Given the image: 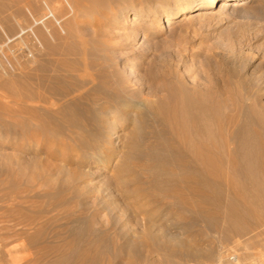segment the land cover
Here are the masks:
<instances>
[{"label":"rangeland","instance_id":"rangeland-1","mask_svg":"<svg viewBox=\"0 0 264 264\" xmlns=\"http://www.w3.org/2000/svg\"><path fill=\"white\" fill-rule=\"evenodd\" d=\"M163 1L0 0V229L7 228L10 233L14 225L13 229L20 233L4 240L0 264H8L6 251H12L14 256L29 255L30 264H147V259L141 256H144L142 253L149 240L144 237L147 240L144 244L140 236L146 235L148 228L159 243L169 241L168 244L176 245L175 248L187 254L186 261L181 256L178 257L181 260L172 259L173 264H234L231 259L234 256L240 264H264V222L244 236L227 232L228 226L222 223L219 227L221 232L226 229L227 238L209 233L206 223L202 224L194 212L178 211L158 200L152 201L158 194L174 192L184 195L186 192V196L198 200V194L190 189L192 180L180 177L173 170L171 159L160 163V167L171 174L162 178L163 183L161 178L139 172L136 167L144 161L140 162L135 156L129 158L128 153L136 136L146 139L143 140L145 143L138 142L139 148L151 143L153 139L147 140L146 134L158 124L165 129L166 136H170L168 99L161 89L167 78L182 75L190 82L207 83L211 89L221 92L230 89L229 83H240L246 78L257 85L259 92L247 97L240 87L238 89L235 97L238 101L234 98L237 104L234 143L239 148L238 153L256 157L254 164H262L261 169H264V151L261 150L264 148V0H214L202 8L203 12L193 13L191 18L184 20L176 19L174 24L172 19L180 12L173 8V3ZM235 3H238L237 7H234ZM168 5L172 9L168 11L169 16H165L162 9ZM189 9L185 15L191 12ZM154 14H157L156 22L150 17ZM161 23V29L155 32V26ZM34 34L45 39L35 41ZM32 44L36 45L35 66H44L43 73L47 77L60 78L63 86L73 85L76 80L77 84L84 56L91 76L86 79L94 83L88 81L93 96L87 100L75 94L66 98L52 92L45 94L51 101H59L61 111L58 112L63 116L49 119L50 127L44 130L27 121L23 112L17 118L13 115L17 109L14 79L19 75L18 79L26 83L25 70L30 62L28 54ZM15 56L23 69L18 75L11 67ZM120 96L128 104L143 105L139 113L135 106L121 110L114 104L105 115L111 125L108 122L101 124L102 128L116 127L111 140L119 143L117 161L120 170L125 169L122 173L96 166L91 156L83 154L86 152L78 145V140L85 136L84 124L95 125L94 118L100 116L97 109L104 104H113L112 100ZM72 97L76 98L77 105L71 104ZM50 109V113L56 110L55 107ZM145 115L147 120L143 118ZM60 116L71 122L56 124ZM48 118L44 119L47 121ZM138 120H144L145 131H140ZM145 121L151 124L147 125ZM101 152L106 153L105 146ZM115 153H106L110 155L108 163L113 161ZM144 164L151 167L158 163L147 161ZM261 171L264 175V170ZM170 176L177 178L176 182L171 181ZM237 176L235 182L246 188L250 186L248 177ZM120 177H125L124 183L119 181ZM220 183L221 191L239 199V191L232 189L227 179ZM242 194L248 195L247 198L253 195L251 190H244ZM247 198V201L251 200ZM199 207L205 209V205ZM186 213V216L181 215ZM263 215L261 212L260 217ZM5 232L0 231V234ZM115 245L125 249V253H113ZM89 247L91 253L86 249ZM245 248L250 260L241 262L247 255ZM89 253L92 256L87 255ZM239 254H243L242 259L238 258ZM163 258L159 256L155 260L164 264Z\"/></svg>","mask_w":264,"mask_h":264},{"label":"bare ground","instance_id":"bare-ground-1","mask_svg":"<svg viewBox=\"0 0 264 264\" xmlns=\"http://www.w3.org/2000/svg\"><path fill=\"white\" fill-rule=\"evenodd\" d=\"M196 1H197V3L192 8L189 9V6ZM213 1L214 0H164L162 3L166 4V2H169V3L171 2V3H173V8L178 9V12H180L178 17H175L172 19L173 20L172 24H174V23H177V22H174L176 19H179V20L183 19L184 20V19L189 18V17L191 18V14H193V13L198 14V12H203L204 10L202 8L209 6L211 4V2H213ZM238 1H240V0H238ZM237 4L238 3H235L234 7H237ZM228 6L231 7L232 5H228ZM55 8H56V6H55ZM101 8L102 7H99L98 9H101ZM170 9H172V7H170V5H168L166 8L164 7L162 9L165 12V16H169L170 13L168 11ZM188 9L191 10V12L189 14L185 15L186 13H188L187 12ZM155 10L156 9L153 8V11H155ZM153 11H152V13H153ZM184 15H185V17H184ZM186 16H188V17H186ZM150 17L153 19L154 22H156L157 14H154ZM132 21H135V19H132ZM160 26L162 27V23L160 25H157V27L155 26V29H156L155 32H157L158 30L161 29ZM42 35H44V34L42 33ZM42 37L44 38V36H42ZM42 37H41V35L34 34V40L35 41H39V42L42 41ZM45 37H46V35H45ZM35 46H36L35 44H32V47H31L32 50L30 49V52L28 54L30 62H29V64L27 63L28 67H27V70H25V71H27V73H25L26 74V78H25L26 83H23L20 79H18V77H19L18 72L22 69V64L19 61H17L18 60V59H16L18 56L17 54H16L17 56H15L14 60H13L14 64L12 62H11L12 66L10 64V66L12 67L14 72L17 73V75H18V77L16 79H14L15 81L13 83V84L17 83L16 84L17 88L14 89L15 90L14 94L17 96V99L15 100L14 104H16L15 107L17 109H16L15 114H13V113L12 114L15 115V117L17 118V116L23 112L25 115H27V121H30L32 123L34 122V125L37 128H41V130H44V129H48L50 127V123H49L50 120L49 119H54L55 116L61 115V113L58 112V111H61V106L59 104V101L58 102L51 101L50 98L46 97L47 94L52 92L54 94H57L59 96L65 97V98L74 96V94H75L78 97H80V99L82 98V99L87 100L88 97L93 96V88H88L91 83L88 84L89 80L87 81V79H88L87 77L89 76V78H90L91 76H90L87 69L90 67L87 66V63H86L84 56L82 57V60H81L82 69L81 70L79 69L80 73L77 74L78 83L76 84L77 80L76 81L74 80L75 84L72 85V83H71V85L67 84V86H66V84H65V86H63V84H62L63 80H60V78H56L55 76L49 77L51 75H48V77H47L46 75H44V73H43L45 70L44 66H42V65L41 66H35V64H36ZM18 51H19V49L16 50V52H18ZM92 53H94V52H92ZM14 54H13V56H14ZM97 58H98V56H97ZM61 63H62V61H61ZM98 71H99V69H98ZM92 77H93V75H92ZM168 79L169 78H167L166 83L161 87V89H164L165 93L167 94L166 97L168 99L167 100L168 105L166 104V107L168 109L167 110L168 111V117H169V121H170V125H171L170 136H166L167 133H166L165 129L162 128V126L160 124H158L157 127H155V126L153 128L151 127L152 130L150 132H147L146 135L148 137L147 140L153 139L152 142L145 145V146H140V148L143 147L140 149L138 147L139 146L138 142L142 141V143H145V142H143V140L146 141V139H144L143 137L140 138L139 136L134 137L135 142H133L132 146L129 147V148H131L128 152L129 158H133V156H135V157H137V160H139L140 162L141 161L142 162L143 161L144 162H147V161L151 162L152 161V163H153V161H154V162L158 163L156 166L150 165L151 167H148L143 162V163H140L136 168L138 169L139 172L141 171V173H143V172L149 173L155 179L161 178L162 182H163V180H162L163 177L166 178L168 175H171V174L168 173V171H166L165 169L161 168L160 163L163 161H166L167 159H169V160L171 159V164H172L173 170H175L176 173L180 177L184 176L186 178L191 179L192 181H191L190 189H191V191H194V193L198 194V196H197L198 200H195V198L193 200L191 197L186 196L187 194L185 191L188 192L187 189L185 191L183 190L185 192V195L181 194V193L176 194L175 192H174L175 194L173 193L171 195H168V194L165 195L161 191V193L163 195L159 196V194H158V196H156L155 199L153 198L154 199V200H152L153 202L155 200H158L160 202V204L165 203V205L174 207V209L177 208L176 210L181 209L182 211H185V212H194L197 215V217H199L198 219H199V221H201V223L202 222L206 223V227H207L206 231H208L211 234L216 233L219 236L221 235L223 238H227L228 235L224 233V232H226V229L224 232H221V227H219V225L222 223L223 225L225 224L228 226L227 232H229L233 235H236L238 237L241 235L242 236L248 235V233L252 232L255 227H257L258 225H262L264 222V217L263 218L260 217L261 212L262 213L264 212V177L262 178V176H264V175H261L262 174L261 170H264V169H261L260 165H262V164H260V162H259L264 157L261 156L262 158L260 157V160L259 161L257 160V163L260 164V165H258L256 163L254 164L256 157L253 158L252 156H249L247 153H242V154L240 152L238 153L239 148H236L235 143H234L235 139H236L235 132H234V127L236 126L235 125L236 121L234 119L236 118L235 114H236V110H237V108L235 107V105H237V104H235L234 98L238 95L239 87L241 88L240 90L243 91L244 95H246L247 97H252V96L256 95L259 92L257 85H253V83L251 82L250 79L242 78L243 80H241L240 83L239 82L236 83L235 81H234L235 83H229V84H231V85H229L230 89L228 88V90L221 92V91L211 89L210 87H208L207 83L190 82V81L186 80V78L184 76L178 75V74L174 78L169 79V80ZM64 80H66V78ZM50 81H52L54 83L49 84ZM68 81H70V80H68ZM12 82H13V80H12ZM89 82H92V81H89ZM92 84H94V83L92 82ZM136 85H137V87L141 86V84H136ZM16 86L14 85V87H16ZM22 91H25L27 93V96L23 95L24 92L22 93ZM154 91H155V89H154ZM156 91L158 92V90H156ZM94 92H96V91H94ZM123 92H125V91H123ZM26 93H24V94H26ZM11 94H12V92H11ZM14 94L12 96H15ZM21 95L24 96V98H21ZM166 97L164 99H166ZM15 98L16 97H14V99ZM236 98H235V100L238 101ZM74 99H76V98H74V97L70 98L71 104L73 102L75 105L77 102H75ZM164 99H162V100L165 101ZM238 99H239V97H238ZM60 102H63V101L60 100ZM227 102L229 104H227ZM112 103L113 104H108V105L104 104V106L99 105L101 107H99V109H97V110L99 111L100 116L98 115V117L96 116L94 118L95 125L92 126V124L91 125L88 124L85 126L84 123H81V124H84L83 131L85 133V136L81 140H78V145L80 146L81 150L86 152V153L82 152L83 154H86V155L89 154L91 156V158L93 160L92 163L95 164L96 166H99V167H101L107 171H112V172H115V171L117 172L119 170L118 172L122 173V172H125V169L120 170L121 166L118 165V161H117L119 154H120V151H118V148H117V146H119L118 145L119 143H114V140H113V142L111 140L112 139L111 137L113 136V134L116 133V130H115L116 127L114 125L112 127H108L109 128V131H108L107 126L106 127L104 126V128H102L101 124H106L107 122L109 123L110 120H108L105 117V115H106L107 111L109 110V108L114 107V104L119 106L121 110H124L125 107L127 108V106H130V105L135 106L136 109L139 110V113H140V109L143 108V105H142V103H135V104L130 103V104H128L122 96H120L119 98L113 99ZM97 104H98V102H97ZM50 107L56 108L55 111L53 110L54 113L49 112L50 110L52 111V109H50ZM120 109H118V110H120ZM230 109H233V110H230ZM46 115H48V116L52 115V117L48 118V116H46ZM39 116H46L49 121L48 120L46 121V119H44L46 117L40 118ZM61 116H63V115H61ZM61 116H60L59 120H57L56 124H61L62 122H69V123L71 122L70 119H68L66 117L62 118ZM146 116L147 115H145L143 117L145 120H147L145 118ZM138 119H140V118H138ZM143 121L142 120L136 121L138 127L140 126L141 132L143 130L145 131V128H146V125L144 124ZM156 121H158V120H156ZM146 122L147 121H145V123ZM32 123H29V124H32ZM85 123H87V122H85ZM150 124H147V125H150ZM109 125H111V123H109ZM53 126H51V127L54 129ZM106 129H107V132H106ZM146 130H149V129L147 128ZM138 134L142 135V133H138ZM165 140H169L170 142L164 143ZM103 146H105L106 153L110 154L111 152H117V153H115L114 158L112 159L113 161L108 163V160H109L108 156H110V155L101 152ZM106 146H107V149H106ZM263 149L264 148H262L261 150L264 151ZM262 151H260V152L262 153ZM261 153L259 154V156L261 155ZM250 155H252V153ZM259 156H257V159H259L258 158ZM134 165H135V163H134ZM256 165H258V166H256ZM259 170L261 172H259ZM143 174H145V173H143ZM239 174H244L246 177H248L251 180L249 187L246 188L245 186H242V184L239 185L237 182H235L234 178L238 177L237 175H239ZM147 175L148 174H146V176ZM150 175H148V176H150ZM172 177L173 176H170L171 181H173L172 179H174V180L177 179L175 177L174 178H172ZM189 179H187V180H189ZM222 179H227L228 185L232 189L234 188V190L236 189L237 191H239V199H235L233 196L225 194L223 191H221L222 189L220 186L221 185L220 180H222ZM167 180H168V178H167ZM184 180H186V179H184ZM119 181H122L124 183L125 177L124 178L120 177ZM149 181L152 182L151 180H149ZM146 182H147V180H146ZM173 182H176V180ZM148 185H150V184H148ZM161 185H162V183H161ZM161 185H159V186L161 187ZM156 188H158V187H156ZM166 189H168V187ZM157 190H159V188ZM168 190H170V189H168ZM244 190H246V191L251 190L252 191V193H253L252 197H251V195L249 196L251 198V200L249 199L250 201L246 200L248 195L245 197L244 194H242V191H244ZM190 192H188V194H191ZM194 193L192 195H195ZM250 193L248 192L247 194H250ZM211 194H213V195H211ZM151 197H153V196H151ZM160 204H158V205H160ZM201 204L205 205V209H202L203 207L202 208L199 207V205L202 206ZM166 209H167V207H166ZM6 213H7V211H6ZM180 213H182V212H180ZM174 215H176V214H174ZM181 215L186 216L187 213L181 214ZM196 215H194V216H196ZM186 219H185V221H187ZM255 219L258 220L256 223L253 222ZM185 221H183V222L186 223ZM192 223L197 224V222H193V221H192ZM147 224H148V221H147ZM15 225H18V224H15ZM173 225H174V223H173ZM195 226H197V225H195ZM13 228H15L14 225L10 229V233H8L9 229H7V228L0 229V231H2V232L7 231L5 233L0 234V250L5 247V244H4V242L6 241L5 239L13 237V236H17L18 234H20L18 229H13ZM144 229H146V228H144ZM151 229H152V227H151ZM199 230H201V229H199ZM189 231H187V232H189ZM204 231H205V229H204ZM144 233L145 232H143V234ZM145 234L146 235H141L140 237H142L143 240H144V237H147L149 240V243L147 242L148 243L147 244L146 243L147 240L146 241L144 240V242H143L141 239V241L144 244L146 243L144 250H143V253H142L144 256H141V257L147 259V260L143 259V261L145 260L147 262V264H159V262L156 261L157 257H159V256L164 257L163 258L164 264H173L172 259L177 258L178 260H181L178 258L181 256H184L185 261L187 260V258H185V257H187V254L184 253L183 251H180L179 249L175 248V247H177L176 245L168 244L169 241L166 243H163V244L159 243V241L151 233V230L149 228L146 230ZM181 235H182V233H181ZM166 236L168 238H170L169 235H166ZM200 236H203V235H200ZM252 236H254V235H252ZM257 236H255V237L257 238ZM202 238H204V236ZM223 238H222V240H223ZM256 238H254V239H256ZM92 239H94V238H91V240ZM89 240H87V241L90 242L91 240L90 241ZM164 240H166V239H164ZM175 240H176V238H175ZM184 240H185V238H184ZM186 240H188V239H186ZM94 241H96V240H94ZM179 241H181V239ZM160 242H161V240H160ZM96 243H98V242L96 241ZM235 243H237V242H235ZM69 244L70 243H68V245ZM92 244H93V241H92ZM95 245H97V244H95ZM140 245L142 246L143 244H140ZM87 246H88V243H87ZM87 246H85V247H87ZM109 246H111V243ZM116 247L113 248V251H112L113 253H119V254L122 253V255H123V253H125V249H123L122 247H119V248L118 247L116 248ZM109 248L110 247H108V249ZM187 248H188V246H187ZM238 248H237V250H238ZM246 248L248 249V246ZM86 249L88 250V252L91 253L92 248L89 247ZM95 249H97V248H95ZM181 249H183V248L181 247ZM247 249H246V251L244 250V252L247 253V251L250 250V249H248V250ZM84 252L85 251H83V253ZM141 252L142 251H140V253ZM5 253H6L8 264H30L31 263V261L29 259V255L16 256V254H15V256H14L12 251L11 252L6 251ZM90 253L87 255H91ZM248 254H249V252L247 253V255L244 254L245 255L244 258L242 256L243 254L242 255L239 254L240 256L238 258H241V256H242L243 259L241 258L242 260L241 259L240 260H241V262L242 261L245 262L246 260H250L249 259L250 257H248L249 256ZM231 259H232V261H234L233 262L234 264H240L239 263L240 261H239V259L238 260L236 259V256L232 257ZM37 260H38V258H37ZM83 260H84V258H83ZM158 260H159V258H158ZM0 262L1 263L3 262V260L1 258H0ZM144 264H146V263H144Z\"/></svg>","mask_w":264,"mask_h":264}]
</instances>
